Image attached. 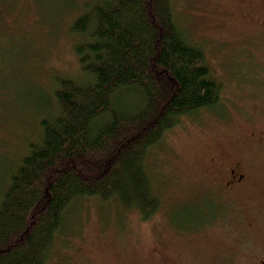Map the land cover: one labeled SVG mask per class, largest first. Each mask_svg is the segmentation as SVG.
Returning a JSON list of instances; mask_svg holds the SVG:
<instances>
[{
	"label": "rangeland",
	"instance_id": "1",
	"mask_svg": "<svg viewBox=\"0 0 264 264\" xmlns=\"http://www.w3.org/2000/svg\"><path fill=\"white\" fill-rule=\"evenodd\" d=\"M86 1L0 0V179L40 133L51 87L83 76L75 51L82 36L71 25ZM175 4L182 30L205 48L222 103L184 116L149 150L163 201L156 214L142 218L114 199L81 197L68 209L52 264H264V150L244 154L257 170L242 190H224L213 174L216 145L227 141L228 152L239 151L234 144L248 143L253 127L244 116L264 121V95L250 86L264 85V33L257 30L264 0ZM215 201L224 206L219 213ZM210 212L220 217L204 222Z\"/></svg>",
	"mask_w": 264,
	"mask_h": 264
},
{
	"label": "trees",
	"instance_id": "2",
	"mask_svg": "<svg viewBox=\"0 0 264 264\" xmlns=\"http://www.w3.org/2000/svg\"><path fill=\"white\" fill-rule=\"evenodd\" d=\"M84 5L71 25L82 36L75 51L83 76L51 87L40 133L0 179V264H52L68 209L81 197L156 214L163 201L149 150L184 116L222 99L175 0Z\"/></svg>",
	"mask_w": 264,
	"mask_h": 264
},
{
	"label": "flooded vegetation",
	"instance_id": "3",
	"mask_svg": "<svg viewBox=\"0 0 264 264\" xmlns=\"http://www.w3.org/2000/svg\"><path fill=\"white\" fill-rule=\"evenodd\" d=\"M264 11V10H263ZM257 30L259 32L264 33V13H260L259 18L257 19ZM219 81V80H218ZM220 82V81H219ZM253 89L259 90L264 95V85L262 89L260 90L259 87L256 84L250 85ZM254 93V92H253ZM255 94H258L255 93ZM255 94H252L250 98L255 97ZM222 103V101H220ZM205 109H211L205 108ZM242 116V115H241ZM246 121H249L253 127L248 132L247 138L248 143L246 144H234L237 148V145L240 146V149L234 150L233 152H228V146L227 141L220 142L223 143V146L220 144H217L216 147L220 148V150L217 153V159H213V162L217 165L215 166L214 170V180L218 182L224 190H227L230 193H234L237 190H242L245 186L251 183L253 181V177L255 176V171L257 170V163L252 159V161H248L244 154L246 155H254L253 149L257 150H264V121H261L257 119L258 116L255 115H247L244 116ZM226 153L228 155H226ZM239 153L238 157L232 158L230 155H234ZM232 198H235L233 194H231ZM216 203V201H215ZM224 206L220 205L219 202L216 203L214 212H221L223 210ZM217 213H211L204 217V222H210L212 223L216 219L214 217H217ZM218 217H220L218 215ZM198 219H201L199 217ZM261 262H264V259H261ZM181 262L174 261L169 262L166 264H180Z\"/></svg>",
	"mask_w": 264,
	"mask_h": 264
}]
</instances>
